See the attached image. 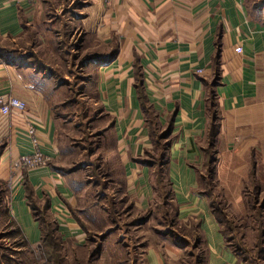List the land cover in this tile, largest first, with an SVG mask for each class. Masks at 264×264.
I'll return each instance as SVG.
<instances>
[{
	"label": "crops",
	"instance_id": "1",
	"mask_svg": "<svg viewBox=\"0 0 264 264\" xmlns=\"http://www.w3.org/2000/svg\"><path fill=\"white\" fill-rule=\"evenodd\" d=\"M84 1L85 30L105 44L90 54L89 63L96 69L100 107L112 120L108 162L121 169L130 198L143 208L154 186L151 169L157 167V161L144 156L153 144L157 152L167 144L163 163L179 218L197 214V209L203 212L205 201L190 188L198 167L194 163L203 160L200 153L206 146L216 153L219 169L227 156L246 160L251 153L253 169L264 163V3L249 7L247 0ZM42 3L47 6L43 0H0V39L26 41L33 29L37 40L38 33L48 35ZM17 53L4 51L0 61V94L16 96L27 105L25 114L0 116V224L9 226L15 239L37 248L49 216L64 239L82 241L83 225L69 210L76 203L69 184L72 171L63 173L56 163L49 99L43 84L34 80L33 68L18 64ZM150 116L159 127L154 140L147 126ZM27 117L51 161L44 168L16 170L12 162L31 152L22 131ZM255 154L260 157L255 159ZM193 157L196 160L190 161ZM207 226H212L203 229L208 231L209 255L202 264H240L224 249L220 227ZM166 243L170 247H163L179 250L176 243ZM146 248V264L163 263L162 255L151 250L154 246Z\"/></svg>",
	"mask_w": 264,
	"mask_h": 264
},
{
	"label": "rangeland",
	"instance_id": "2",
	"mask_svg": "<svg viewBox=\"0 0 264 264\" xmlns=\"http://www.w3.org/2000/svg\"><path fill=\"white\" fill-rule=\"evenodd\" d=\"M43 1L47 6L42 3L41 18L45 17L43 25L51 32L38 33V40L36 29L26 41L0 39V61L4 51L16 49L18 64L33 68L34 80L43 84L56 128V163L63 173L72 171L69 184L76 203L69 210L85 227L84 240L64 239L46 225L44 244L31 248L10 235L9 226L0 224V264H146V245L162 255V264H202L209 255L205 232L212 227L207 226L210 223L220 227L224 249L237 256L240 264H264V163L253 169L251 153L246 160L227 156L219 169L216 153L206 146L200 153L203 160L194 163L198 167L192 170L190 188L205 201L203 212L197 209L199 213L179 218L166 167L159 164L151 169L154 186L146 206L138 208L123 185L121 169L106 157L112 120L100 107L97 73L89 63L90 54L101 51L105 44L82 23L88 1ZM247 3L261 7L264 0ZM39 45L41 49H37ZM148 118L154 140L159 127L152 116ZM162 153L153 144L144 158L158 163ZM44 219L47 222L50 217ZM166 242L176 243L179 250L163 247H170Z\"/></svg>",
	"mask_w": 264,
	"mask_h": 264
},
{
	"label": "built area",
	"instance_id": "3",
	"mask_svg": "<svg viewBox=\"0 0 264 264\" xmlns=\"http://www.w3.org/2000/svg\"><path fill=\"white\" fill-rule=\"evenodd\" d=\"M240 51V49L238 50ZM27 109L26 102L11 94H0V116L6 117L12 114H25ZM29 138L31 152L21 155L12 162V167L16 170H35L47 167L51 161L49 155L43 152V143L39 133L29 117L26 118L25 127L22 130Z\"/></svg>",
	"mask_w": 264,
	"mask_h": 264
},
{
	"label": "trees",
	"instance_id": "4",
	"mask_svg": "<svg viewBox=\"0 0 264 264\" xmlns=\"http://www.w3.org/2000/svg\"><path fill=\"white\" fill-rule=\"evenodd\" d=\"M97 59V58H96ZM168 133H169V131L168 130H166L164 133H163V136L165 135H168ZM168 143V142H167ZM168 145L167 144H165V145H162V146H160L159 147V149H161V152H163L162 154L163 155H159V160H158V163L157 164H159V166L158 167H162L163 165H165L163 162L165 161V159H166V155H165V152L168 150L167 147ZM160 162V163H159ZM214 213L216 214V211H214ZM48 217V216H47ZM47 223H48V227H49V231H51V232H55V231H57V229H56V227L53 225V222L51 221V218H50V220H48L47 221ZM84 227V226H83ZM85 228V227H84ZM46 229H47V227H46ZM261 235H262V237H264V230H262L261 231ZM44 241H45V236H44V234H43V237H42V241H41V244L40 245H43L44 244ZM250 261H252V259L251 258H248Z\"/></svg>",
	"mask_w": 264,
	"mask_h": 264
}]
</instances>
